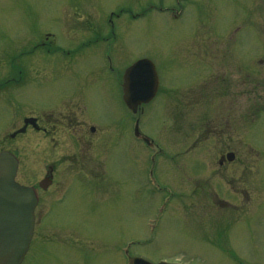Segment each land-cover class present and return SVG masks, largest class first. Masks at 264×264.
<instances>
[{
    "label": "rangeland",
    "instance_id": "1",
    "mask_svg": "<svg viewBox=\"0 0 264 264\" xmlns=\"http://www.w3.org/2000/svg\"><path fill=\"white\" fill-rule=\"evenodd\" d=\"M179 1L182 5L177 4ZM249 1L253 4H248L245 13L244 0H0V81L11 73L13 57L21 61L23 71L20 88L0 85V141L4 133L22 127L25 115L43 113L41 123L49 130L52 147L59 145L60 137L65 143L58 147L65 148L64 153L74 150L65 141L66 126L58 129L61 134L52 135L55 130L48 123L53 116L47 113L59 104L60 108L53 111L65 117L66 110L72 108L73 101L65 100L75 90L68 68H74L81 82L91 78L90 86L103 89L101 84L107 81L93 79L101 68L102 47L99 50L95 45L96 53L93 49L79 51L74 65L60 56L62 51L53 55L37 51L23 58L25 51H32L40 40L46 46L49 38L54 41L48 40L51 45L47 48L58 45L67 52L88 42L92 32L88 18L99 27L96 18H102V13L107 21L114 11L132 8L134 13H141L144 6L158 5L145 17L135 20L125 13L115 21L122 24L120 60L128 65L147 56L159 68L160 96L139 116L142 131L163 150L155 162L156 144L147 147L131 135L132 117L122 103V133L117 139L105 138L109 153L103 155L102 170L97 169L94 156L85 160L88 164L83 175L68 173L64 163H58L57 168L54 166L58 169L55 183L47 192L38 188V182L57 155L49 153L41 161L36 149L40 143L49 142L48 136L30 129L12 144L0 143V150L18 152L21 163L17 179L34 186L41 196L36 210L38 238L25 264H127L128 256L152 263L264 264V8L260 9L257 0ZM180 9L184 10L183 17L174 20ZM199 32L217 42L216 61L212 64L209 56L206 58L211 70L189 68L186 60L182 65L177 60L182 58L179 43L187 49ZM168 56L170 61L174 59L168 65L177 68L172 74H166ZM240 58L248 62L249 72L243 70ZM18 60H14L17 65ZM243 71L249 75L246 85ZM17 73L16 67L13 76ZM205 74L210 85L205 92L199 91L205 95L181 97L187 102V110L181 106L176 110L179 97L167 90L178 85V93L191 86L199 88V79ZM216 86L214 104L203 105L207 97L214 96L210 89ZM105 88L106 94L98 89L89 91L91 114L85 118L103 121L111 115L114 123L118 116L114 105L119 101L114 103L113 86ZM169 93L170 98L166 96ZM173 111L178 116L176 135L166 129H170ZM110 129L111 121L106 133ZM230 151L235 161L218 167L219 158ZM199 188L200 193L196 191ZM216 196L224 200L231 196L229 200L237 205L233 210L225 209L224 214L233 216L228 218L239 222L229 230H222L227 220L224 209L212 203ZM189 203L193 207L186 208ZM243 209L246 212L242 213ZM216 217L221 226L213 221ZM127 245L129 254L125 257Z\"/></svg>",
    "mask_w": 264,
    "mask_h": 264
},
{
    "label": "water",
    "instance_id": "2",
    "mask_svg": "<svg viewBox=\"0 0 264 264\" xmlns=\"http://www.w3.org/2000/svg\"><path fill=\"white\" fill-rule=\"evenodd\" d=\"M125 80L129 104L148 101L158 85L151 64L144 61L127 70ZM17 167L13 155L0 153V264H21L33 234L37 198L31 188L15 182Z\"/></svg>",
    "mask_w": 264,
    "mask_h": 264
}]
</instances>
